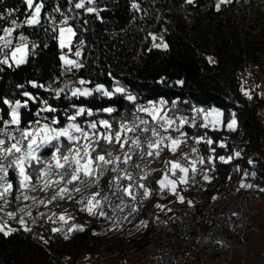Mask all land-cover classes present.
Here are the masks:
<instances>
[{
	"label": "snow or ice",
	"instance_id": "obj_1",
	"mask_svg": "<svg viewBox=\"0 0 264 264\" xmlns=\"http://www.w3.org/2000/svg\"><path fill=\"white\" fill-rule=\"evenodd\" d=\"M234 2L239 3L240 0H215L214 7L219 12L222 6ZM66 3L67 10L57 0L51 11H46L48 0H23L27 11L22 13L24 19L18 20L15 14L20 12V8L7 7L6 0H0V21H7L10 25H0V66H3L0 72L5 67L15 71L29 63V57L38 54L40 45L34 40L30 41L23 31L13 35L18 29H43L46 34L50 30L54 34L52 39L57 41L60 49V76L54 77L48 84L35 80L26 83L32 89L48 93L52 100L70 102L61 120L59 109L50 103L49 98L23 90L25 84L16 85L17 89L23 90L20 95L26 98L24 100L0 96L2 105L8 109L4 113L0 108V235L7 239L23 231L31 233L33 239L45 246L57 235L67 241L73 232L85 231L84 226L70 223L75 216L65 205H78L80 212L109 222L111 226L108 231L120 230L125 221L131 223L130 217L134 219L143 210L144 202L152 199L157 191L161 199L172 195L177 202H187L189 207H194L193 202L181 194L180 186H185L182 191H187L198 183L195 180L198 165L214 166L217 155L212 145L216 142L206 134L190 136L185 127L211 131H219L223 127L229 132H236L239 127L235 112L226 118L225 113L215 107H192L193 115L188 117L177 114L176 101L171 105L164 99L159 102H138L139 97L119 81H115L111 88L102 83L90 87L94 82L79 75L80 70L86 67L82 58L86 42L80 35L79 21L87 25L90 23L87 17L93 16L104 23L101 13L109 11L107 0H66ZM129 3L132 12L142 13L141 19L147 15L138 0H129ZM185 4L195 7L196 0H183L181 6ZM72 20H76L77 24L70 23ZM148 35L153 41L148 51L169 50L163 35ZM44 47L48 45L44 44ZM69 53L75 59H70ZM207 60L210 64L217 62L212 56H208ZM65 76H75L76 79H62ZM157 83L182 88L185 80L169 83L167 78L161 77ZM240 91L249 101L253 99L251 92L254 90H246L243 81ZM259 95L264 97V91ZM117 97L133 105L130 114L125 111L116 115L118 108L111 105L93 109L83 103L104 99L114 104ZM31 105H36L35 110ZM26 113L35 119L25 121ZM201 119L202 123H198ZM189 140L193 141L189 152L177 159L163 158L165 152L175 156L180 146ZM201 143L209 146L211 155H199L197 145ZM218 147L226 148L227 145L221 141ZM242 151L227 157L220 155L218 159L223 164H229L241 158ZM155 160L163 165L164 173L156 181L158 189L146 183L153 172L160 171L148 170L149 164ZM254 162L251 159L248 161L249 164ZM213 170L209 168L204 172V181L211 182L208 171ZM248 175L245 172V177ZM251 175L255 177L256 174L253 172ZM253 187L264 192V187L240 183L241 189ZM212 199L216 200L217 197ZM56 207L62 208V211L56 212ZM153 207L165 215L171 211L161 203ZM156 219H159L158 214ZM9 221L19 227H13ZM49 223L53 225L50 228L52 236L45 238L43 234L33 231L34 227L43 228ZM148 223L141 219L136 225L137 230L147 228ZM93 235L97 233L93 232Z\"/></svg>",
	"mask_w": 264,
	"mask_h": 264
},
{
	"label": "trees",
	"instance_id": "obj_2",
	"mask_svg": "<svg viewBox=\"0 0 264 264\" xmlns=\"http://www.w3.org/2000/svg\"><path fill=\"white\" fill-rule=\"evenodd\" d=\"M56 2L57 0H48L45 10L51 11ZM138 2L147 12L143 19L142 13L131 11L129 0H107L109 11L101 13L104 23L95 20L93 16L87 17L90 21L87 25H84L82 20L79 21L80 35L86 42L82 53L86 67L80 70L79 75L94 82L90 87L95 83H102L111 88L114 81H119L139 97L140 103L159 102L164 99L171 105L176 101L177 114L188 117L195 106L204 109L218 108L225 113L226 118L235 112L239 125L236 132H229L223 127L219 131L205 129V134L216 142L212 147L216 148L217 155L214 166L206 164V168H214L210 172H217L220 181L231 176L230 165H242L244 169L247 168L245 163L249 160L248 155L253 156L259 152L264 157L263 115L258 119V109L240 100L244 71L249 70L254 78L264 85V0H240L239 3L222 6L219 12L215 10V0H196L195 7L187 4L182 7L183 0ZM60 3L67 10L66 0H60ZM6 5L20 8V12L15 14L16 18L24 19L22 13L27 11V6L23 4V0H6ZM41 16L43 17V12ZM71 23L76 25L77 21L72 20ZM0 25L10 26L7 21H0ZM85 28L87 31H84ZM25 29L26 34L29 33L30 38L40 45L38 54L29 57V63L15 71L5 67L4 71L0 72V96L24 100L26 98L21 96L20 92L26 90L48 98V93L32 89L26 82L35 80L48 84L54 77L60 76L58 43L52 39L54 34L50 30L46 34L43 29ZM148 33L163 35L169 50L148 51L153 43ZM44 44L48 47L45 48ZM64 51L68 52L67 49ZM208 56H212L217 62L210 64ZM69 58L75 59L71 53ZM72 77L73 80L76 79L75 76L63 78ZM161 77L167 78L169 83L183 79L185 85L182 88L168 87L157 83ZM18 84H25V89H17ZM253 98L258 100V107L264 106V97L254 95ZM49 100L59 109L60 118L63 120L62 113L70 102L63 99L56 101L50 97ZM75 103L79 104L81 101ZM83 103L93 109L114 106L118 108L116 115L125 111L129 113L131 107V104L119 97L114 104L104 99ZM31 107L35 110L36 105ZM0 108H3L4 113L8 111L2 101ZM29 119L35 118L26 113L25 121ZM185 131L190 135V127L186 126ZM194 134L204 135V128L198 129ZM230 140L242 141L238 143L243 150L241 158L234 159L229 164H221L218 156L233 154L235 147L233 142H227ZM221 141L226 143V148L218 147ZM201 145L204 156L211 155L209 146L205 143ZM251 160L255 161L258 167L260 161L255 158ZM259 171L264 175V163L260 164ZM160 174L161 172L154 174L153 184H156L155 179ZM174 202V199L160 201L153 198L142 208L139 220L132 227L135 234L127 243L113 231L98 233L99 223H95L96 218L88 216L86 212L77 211L72 205H65L80 225L85 227V231L73 232L67 241L61 237L55 238L47 246L33 239L31 233L26 234L23 231L14 233L7 239L0 235V264H62L61 261L66 258L68 262L63 264H77V261L84 257H88V261L82 264H99L100 256L104 252L122 259L127 254L140 250L151 239L154 219L160 213L153 205L161 203L170 206ZM54 210L61 212L62 208L56 207ZM141 219L149 222L148 227L137 230L136 225ZM50 226L49 223L43 228L34 227L33 231L43 234L46 238ZM93 232L97 235H93Z\"/></svg>",
	"mask_w": 264,
	"mask_h": 264
},
{
	"label": "bare ground",
	"instance_id": "obj_3",
	"mask_svg": "<svg viewBox=\"0 0 264 264\" xmlns=\"http://www.w3.org/2000/svg\"><path fill=\"white\" fill-rule=\"evenodd\" d=\"M24 34L29 37L30 41H32V39L28 34L26 33ZM13 35L16 36V32ZM62 79L73 80V77L70 79L68 78H62ZM132 109L133 107L131 105L129 114ZM261 115L262 113L258 112L256 114V117L260 119L259 116ZM262 119L264 120V115L262 116ZM198 123H202V119L199 120ZM262 127L264 129V126ZM198 129L201 128H197V129L190 128V136L195 135L194 132L197 131ZM197 147L200 148V155L204 156V153L202 151V145L199 144L197 145ZM189 150H190V143H187L185 145L180 146L175 156H173L171 153L166 152L163 154V158L170 159V157H178L186 152H189ZM228 155L230 156V154ZM248 158L257 159V156L256 154H254L253 156H249ZM154 163H156L154 169L161 170L163 165L160 163V161L155 160ZM250 165L251 168L247 167L245 169L244 167H242V165H230L231 176L229 178L220 181V177H216V179L213 180V184H205L203 186V191H201V187H192L191 190L188 191V193L184 194L186 200H191L193 202L194 207H190V212H185L181 215V222L174 223V230H185L184 231L185 239L176 240V234L171 233V230L173 229V216H159V219L155 218L153 225V240L151 241V245L147 247L148 250L144 254V260L142 264H147V259H148V264H156V255L152 253L160 251L163 248V246L167 243H169V248H192L193 238H197L198 233L202 229V216L203 218H205V223L218 224V220L222 219V211L224 209H227L228 212H231L232 225L230 227L229 232L223 233V240L236 241L237 236H243L244 234H240V233L244 229V217H242L240 213L236 211L237 203H239L241 198H243V190H241L240 188V183L241 182L246 183L247 177H253L251 173L254 172L256 174L255 177L257 181L261 182L262 185H264V180L262 178V175L260 174L257 164L253 163ZM237 166L240 169L239 171H237ZM198 168H199V172L197 173L195 179H201L204 172L207 171L206 165L200 166ZM148 170L149 171L153 170V164H149ZM157 172L160 171H155L154 174H156ZM208 172L211 173L210 171ZM245 172L249 173L247 177H245L244 174ZM153 178L154 177L151 176L149 180L146 181V183H149L153 188L158 189V185L153 184L152 182ZM263 194L264 192L259 193L258 196L254 197V207H257V199L259 197L264 198ZM213 197H217V199L213 200L212 199ZM153 198H157L160 201H165L168 199L175 200V196L172 195H168L165 199H161L158 191ZM152 199H150L149 201H145L142 208L146 206ZM72 206L77 210L79 208L78 205H72ZM168 207L169 208L172 207V209H181V207H183V203H179L176 200L174 204H171ZM40 210L47 211L45 209H40ZM163 213L164 212H160L158 215H162ZM211 213H213V217L210 216ZM234 213L235 215H233ZM140 216H141V212L138 215H135L134 221H131V223L133 224L135 221H137ZM9 223L12 224L13 227H19V225L14 224L11 221H9ZM72 223L80 224V222H78L77 219L72 221ZM131 223L125 221L120 226L119 231H122L125 227H127ZM52 226L53 225L51 224V226L49 227L47 238L52 236V233L50 231V228ZM99 226L110 227L111 225L109 222L105 221L104 219H101V221L99 222ZM60 237L61 236L59 235L56 236V238H60ZM223 240H222V235H215L213 237V245L215 249L211 250V254L206 256L205 261H198V264H216L217 257H222L225 255H226V261H229L230 263L231 254L236 247L228 248V245H223ZM217 241H220L221 243H217ZM61 262L66 263L64 260H62ZM256 264H259V261Z\"/></svg>",
	"mask_w": 264,
	"mask_h": 264
},
{
	"label": "built area",
	"instance_id": "obj_4",
	"mask_svg": "<svg viewBox=\"0 0 264 264\" xmlns=\"http://www.w3.org/2000/svg\"><path fill=\"white\" fill-rule=\"evenodd\" d=\"M25 28H22V29H25ZM22 29L21 30L18 29L16 31V35H18L20 31L27 33L25 32L26 29L25 30H22ZM0 67H3V66H0ZM132 93L135 94L134 92ZM259 93H260V90L255 95H257L258 97H262L259 95ZM245 102L247 105L256 107V109H258L259 112H262V115H263L264 106L258 107L257 99L253 98L251 101L247 100ZM195 107L202 108L200 106H195ZM192 115L193 113H191L189 117H191ZM205 133H206V130L204 129V134ZM227 142H233V141H227ZM188 143H190V146H191L193 141L189 140ZM240 148L242 150V147ZM258 154L263 158V155L261 153L258 152ZM199 155H200V151H199ZM178 157H170V159H177ZM150 164H153V169H154L156 163L152 161ZM198 167L200 166L198 165ZM208 175L210 177L211 182L204 181L203 176H202L201 179H195L196 181H198V183L189 187L187 191H182V189L185 186L183 185L180 186L181 194L184 195L185 193H188V191H190L192 187H201V191H203V186L205 184H213V180H215L219 174L217 173L211 174L208 172ZM152 176L154 177V172ZM246 184H253L254 186L258 185L260 187H264V185H262L261 182L257 181L256 177H247ZM241 190H243V198H241L240 202L237 203L236 211H238L240 215L244 217V229L240 234H248L251 230V226H250L251 221L258 213V207H254V197L258 196L259 193H263V192H260L259 188L257 187H253L250 189H241ZM175 201H176V197H175ZM116 203H118V201H116ZM185 212H190V207L187 203H183V207H181V209H172L171 207V211L167 212V215H165V213H163L162 215H159V216H173V229L171 230V233L176 234V240L185 239L184 238L185 230H174V223L181 222V215ZM210 216L213 217V213H211ZM130 220L134 221V219L131 217H130ZM100 221L101 219H95V223H99ZM70 223H72V221H70ZM231 225H232L231 212H228L227 209H224L222 211V219L218 220V224L205 223V218H203L202 216V229L198 233V237L193 238V247L192 248H169V243H167L163 246V248L160 251L152 253L156 255V264H198V261H205L206 256L211 254V250L215 249L213 245V237L215 235H222V240H223V233L229 232ZM223 245H228V248L237 247L236 241L223 240ZM253 255H257L259 257V264H264V251L257 250L253 252ZM244 260H251L250 255H247L245 258H239L238 264L243 263ZM79 261H83V259H80ZM147 264H148V259H147ZM216 264H229V261H226V255L222 257H217Z\"/></svg>",
	"mask_w": 264,
	"mask_h": 264
},
{
	"label": "rangeland",
	"instance_id": "obj_5",
	"mask_svg": "<svg viewBox=\"0 0 264 264\" xmlns=\"http://www.w3.org/2000/svg\"><path fill=\"white\" fill-rule=\"evenodd\" d=\"M243 87L246 90H254L251 92V94L254 96L257 94V92L264 91V85L259 81V79L254 78L253 74L248 70L243 72ZM259 85L260 87H256ZM263 89V90H261ZM245 99V100H244ZM242 101H247L248 99L242 94V98H240ZM218 109V108H217ZM262 113V112H261ZM264 115V113H263ZM231 141V140H230ZM242 141L233 142V146L235 147L232 151V153L236 151H240L238 146V143H241ZM262 147L264 150V139L262 141ZM257 156V159H259V165L258 169L260 168V164L264 163L263 158L258 154L255 153ZM229 155H226V157ZM250 156V155H248ZM250 160V159H249ZM248 160V161H249ZM248 161L245 163L246 167L251 168V165L248 163ZM260 174L262 175L261 171ZM262 178L264 180V175H262ZM264 195V194H263ZM257 207H258V213L257 215L252 219L251 221V230L248 234H244L243 236H237L236 237V243L237 247L233 250L230 258L229 264H238L239 258H245L247 255H250L251 260H244L243 263L240 264H256L259 261V257L257 255H253V252L260 250L264 251V198L259 197L257 199ZM77 210V209H76ZM78 211V210H77ZM140 218V217H139ZM139 220V219H138ZM137 220V221H138ZM135 221L133 224L131 223L127 227H125L122 231L116 230L113 231L115 234L119 235V237L124 238L123 240H126L125 243L129 242L128 240L133 237L135 232L133 231L132 227L137 223ZM109 227H103L98 226L99 232L98 233H107ZM48 233V232H47ZM140 236L139 233H136ZM153 237V232L152 235ZM147 241V246L144 244V246L136 251L132 252L130 254H127L122 259L118 258V256L109 255L108 253H103L100 256V263L99 264H142L144 260V254L148 250V246L151 245V240ZM47 238V234H46ZM122 241V240H121ZM137 241V240H136ZM124 242V241H122ZM146 246V247H145ZM83 259V258H82ZM65 262H68L67 259H63ZM85 261H88V257H84L83 261H77L78 263H85Z\"/></svg>",
	"mask_w": 264,
	"mask_h": 264
},
{
	"label": "crops",
	"instance_id": "obj_6",
	"mask_svg": "<svg viewBox=\"0 0 264 264\" xmlns=\"http://www.w3.org/2000/svg\"><path fill=\"white\" fill-rule=\"evenodd\" d=\"M160 172H161V174L155 179V182H156L157 180H159V179L161 178V176L164 174V173H163V167L161 168ZM157 173H158V172H157Z\"/></svg>",
	"mask_w": 264,
	"mask_h": 264
}]
</instances>
